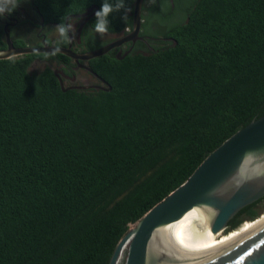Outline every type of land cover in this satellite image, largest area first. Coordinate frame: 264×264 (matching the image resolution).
Instances as JSON below:
<instances>
[{"label":"trees","instance_id":"trees-1","mask_svg":"<svg viewBox=\"0 0 264 264\" xmlns=\"http://www.w3.org/2000/svg\"><path fill=\"white\" fill-rule=\"evenodd\" d=\"M133 2L125 0L126 7ZM101 4L22 0L0 16V49L6 16L17 18L9 27L14 46H36L16 31L28 26L34 35L41 22L44 30L68 26L73 15ZM173 6L183 16L165 29L164 47L88 61L109 91L63 90L52 68L29 71L39 53L0 59V264H107L133 223L212 150L264 115V0H173ZM28 7L30 18L22 11ZM94 20L95 14L92 27ZM109 20L107 32L132 26L124 10ZM55 44L68 42L59 35ZM101 44L95 39L81 48ZM260 208L264 196L230 223L241 214L249 221L226 231L257 225Z\"/></svg>","mask_w":264,"mask_h":264},{"label":"water","instance_id":"water-1","mask_svg":"<svg viewBox=\"0 0 264 264\" xmlns=\"http://www.w3.org/2000/svg\"><path fill=\"white\" fill-rule=\"evenodd\" d=\"M143 2H133L132 30L127 35L85 52H75L71 45L46 42L41 46L16 47L9 25L17 19L9 17L4 24L6 48L0 49V59L53 53L57 48V53L67 55L76 63L98 57L126 41L140 38ZM88 70L104 83L97 88L111 90L101 76L89 67ZM53 72L61 88L66 90L60 71ZM259 167H264V115L250 121L212 150L181 185L133 223L117 242L107 264H118L124 251V264H195L239 210L264 196V176L254 175ZM200 264H264V225Z\"/></svg>","mask_w":264,"mask_h":264},{"label":"flooded vegetation","instance_id":"flooded-vegetation-1","mask_svg":"<svg viewBox=\"0 0 264 264\" xmlns=\"http://www.w3.org/2000/svg\"><path fill=\"white\" fill-rule=\"evenodd\" d=\"M169 1L171 2L172 9L167 8L164 0H149L147 5L144 0L141 15V30L138 34L140 38H137L135 41H126L109 50L107 53L114 55L116 58H123L130 53L150 54L157 51L159 48L164 47V45H166L169 41V37L165 34V29L170 23L175 21L179 14H183L180 7L173 9V0ZM152 2L154 4H152ZM145 8H149V10H146ZM87 9L84 12L75 14L71 17L70 23H72V30H70L69 35L71 39L67 46L71 45V49L75 52H85L81 47L86 42L97 39L102 42L101 46H103L127 35L132 30L131 26L130 28H125L119 32H106L105 34L100 35L94 31V27H92L90 23L92 16L97 11V8H92L89 12H87ZM22 11L24 12L26 18H30L32 13L29 10L24 11L22 9ZM145 16L149 18L148 22H146ZM9 17L13 16H6L5 23L9 21ZM16 24L17 21L15 24L9 25V27H13ZM52 28H55V26H49L44 30V23L41 22L39 29L34 35L28 26H25L21 29V31L17 30L16 32L19 33L24 30L23 35L28 39L34 40V42L38 44L36 46H41L44 42L56 45L55 42L60 34L58 32V35L54 39H51L49 34ZM102 37L106 39L100 40ZM39 54L42 55L35 57L33 61L44 62V65H47L50 68L53 66L55 67L53 68V71L58 69L60 71L59 76L63 87L91 91L99 89L97 88L98 85H104L99 78L88 70V67L91 68L88 63L89 60H80L79 63H76L73 60L70 63H61L58 57L56 55H52V53L39 52ZM46 56L47 58H45ZM53 59L55 61H53ZM261 208L259 209V212L261 211ZM249 218L250 216L244 214L237 216L235 221H233L234 223H230L229 221L228 226L224 231L226 232L227 229L230 231L237 229V225L240 224L237 222L238 220L241 219L242 222L244 221L243 223H245L249 221Z\"/></svg>","mask_w":264,"mask_h":264},{"label":"clouds","instance_id":"clouds-1","mask_svg":"<svg viewBox=\"0 0 264 264\" xmlns=\"http://www.w3.org/2000/svg\"><path fill=\"white\" fill-rule=\"evenodd\" d=\"M22 0H0V16H3L6 12L11 13ZM124 10L125 12H130L131 8L126 7L125 0H115L114 3L110 0H102L101 7L95 12L94 20V31L100 35L105 34L109 30L110 20L109 17L113 12H118ZM59 29V34L62 40L67 43L70 41L71 37L69 36L70 26H66L63 23L57 25ZM59 49L52 53L55 55ZM47 58V56L45 57ZM254 175L256 177L264 176V167H259L255 170ZM248 179H252V176H248Z\"/></svg>","mask_w":264,"mask_h":264},{"label":"rangeland","instance_id":"rangeland-1","mask_svg":"<svg viewBox=\"0 0 264 264\" xmlns=\"http://www.w3.org/2000/svg\"><path fill=\"white\" fill-rule=\"evenodd\" d=\"M149 0H145V4L147 5ZM29 9V7L27 8V10ZM153 15V13H152ZM183 16V14H179V16L175 19V21L179 20L181 17ZM173 21V22H175ZM172 22V23H173ZM68 26H70V30H72V23H70ZM59 29L57 27L52 28L49 37L51 39H54L57 35H58ZM106 38L102 37L100 40H104ZM53 61H55L53 59ZM47 65H44V62H39V61H32L30 66H29V71L30 72H38L40 70H42L43 68H45ZM51 68H55L53 66H51ZM262 217V218H261ZM259 223L257 225H255L254 227H252L251 225H247L243 232H241L240 234H233L230 233L229 231H222L220 232V234L216 237L215 242L213 243V246H215L216 248H218L217 250L211 251V253L214 252V254H217L221 251H223L224 249L230 247L231 245H233L235 242L238 241V239H240L241 237L253 232L254 230H256L257 228H259L260 226L264 225V208L261 209V211L259 212V215L257 216V218L255 220L260 219ZM254 220V221H255ZM213 255V254H212Z\"/></svg>","mask_w":264,"mask_h":264},{"label":"bare ground","instance_id":"bare-ground-1","mask_svg":"<svg viewBox=\"0 0 264 264\" xmlns=\"http://www.w3.org/2000/svg\"><path fill=\"white\" fill-rule=\"evenodd\" d=\"M255 231V230H254ZM253 231V232H254ZM252 233V232H251ZM251 233H249V234H251ZM220 234V232L219 233H217V235L214 237V239L210 242V244L207 246V248L204 250V252L201 254V256L198 258V260H197V262L195 263V264H200L201 262H204V261H206V260H208V259H210V258H213V257H215L217 254H219V253H217V254H214V252L213 253H211V254H205L206 252H207V250H211V251H214V250H217L218 248H216L215 246H213V243L215 242V239H216V237L218 236ZM249 234H247V235H245V236H243V237H241L240 239H238V241H240V240H242L244 237H246V236H248ZM237 241V242H238ZM236 243V242H235ZM212 249H214V250H212ZM213 254V255H212Z\"/></svg>","mask_w":264,"mask_h":264}]
</instances>
